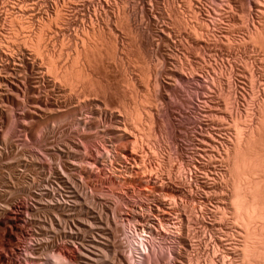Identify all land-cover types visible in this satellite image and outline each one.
Wrapping results in <instances>:
<instances>
[{
  "label": "rangeland",
  "instance_id": "374dc122",
  "mask_svg": "<svg viewBox=\"0 0 264 264\" xmlns=\"http://www.w3.org/2000/svg\"><path fill=\"white\" fill-rule=\"evenodd\" d=\"M109 1L0 0V264H264V0Z\"/></svg>",
  "mask_w": 264,
  "mask_h": 264
},
{
  "label": "bare ground",
  "instance_id": "6f19581e",
  "mask_svg": "<svg viewBox=\"0 0 264 264\" xmlns=\"http://www.w3.org/2000/svg\"><path fill=\"white\" fill-rule=\"evenodd\" d=\"M105 1V5L106 6H108V7H111V5H112V3H111V1H109V0H104ZM72 2V1H71ZM33 4V3H32ZM79 4V3H78ZM117 4V3H116ZM103 6V5H102ZM101 7V6H100ZM113 7V6H112ZM111 7V8H112ZM153 8H154V6H153ZM96 9V8H95ZM105 9V8H104ZM98 10V9H97ZM100 10V9H99ZM108 10V9H107ZM42 11V10H41ZM261 12V11H260ZM35 13V12H34ZM45 13V12H44ZM62 13H64V12H62ZM39 14V13H38ZM41 15V14H40ZM130 15V14H129ZM42 18H44L43 17V15H42ZM138 19V18H137ZM158 19V18H157ZM12 20V19H11ZM27 22V21H26ZM46 25V24H45ZM208 27V26H207ZM2 32V31H1ZM7 32V31H6ZM46 34V33H45ZM159 35V34H158ZM261 35H262V33H261ZM43 37V36H42ZM171 37V36H170ZM262 37V42H264V35H262L261 36ZM260 37V38H261ZM41 38V37H40ZM162 38V37H161ZM259 38V37H258ZM28 39V38H27ZM32 39V38H31ZM46 39V38H45ZM26 40V39H25ZM24 40V41H25ZM40 40V39H39ZM42 40V39H41ZM15 41V40H14ZM259 41V40H258ZM40 42H38V45L40 46V44H39ZM26 44V43H25ZM46 44V43H45ZM263 44V43H262ZM25 46V45H24ZM38 46V47H39ZM44 47H45V45H44ZM40 48V47H39ZM38 48V49H39ZM4 49V48H3ZM41 50V49H40ZM6 51V50H5ZM39 51V50H38ZM42 52V51H41ZM40 52V53H41ZM40 55V54H39ZM7 56V55H6ZM13 57V56H12ZM21 58V57H20ZM180 58V57H179ZM35 60V59H34ZM24 62V61H23ZM17 63V62H16ZM1 64V63H0ZM5 64V63H4ZM22 64V63H21ZM36 65V64H35ZM42 65V64H41ZM23 66V65H22ZM39 66V65H38ZM157 66V65H156ZM161 66V65H160ZM16 68V67H15ZM33 68H34V65H33ZM13 69V68H12ZM37 69V68H36ZM8 70V69H7ZM2 71V70H1ZM0 71V72H1ZM37 71V70H36ZM82 71V70H81ZM83 71H85V70H83ZM17 72V71H16ZM39 73L41 72V73H43V70H39L38 71ZM37 72V73H38ZM7 73H9V72H7ZM86 73V72H85ZM10 74V73H9ZM17 74V73H16ZM24 74V73H23ZM33 75V74H32ZM45 76H46V74H44ZM8 76V75H7ZM13 76H14V74H13ZM43 76V75H42ZM44 76V77H45ZM87 76V75H86ZM36 77H38V76H36ZM39 77H41V76H39ZM42 78V77H41ZM48 78V77H47ZM78 78H80V77H78ZM86 78H88V77H86ZM151 78V77H150ZM38 79V78H37ZM49 79V78H48ZM58 79V78H57ZM158 79V78H157ZM46 79L44 78V81H45ZM61 80V79H60ZM86 80V79H85ZM90 79H87V81H89ZM39 81H41V80H39ZM55 81V80H54ZM80 81H82V80H80ZM79 81V82H80ZM49 82H51V79H50V81ZM48 82V83H49ZM53 82V81H52ZM60 82V81H59ZM77 82V81H76ZM56 83V82H55ZM54 83V84H55ZM89 83V82H88ZM100 83V82H99ZM1 84V83H0ZM6 84V83H5ZM18 84V83H17ZM43 84H45L44 82H43ZM72 84V83H71ZM8 85V84H7ZM50 85V84H49ZM48 85V86H49ZM52 85H53V83H52ZM41 86V85H40ZM39 86V87H40ZM45 86V85H44ZM43 86V87H44ZM51 86V85H50ZM54 86V85H53ZM56 86H57V83H56ZM59 86V85H58ZM57 86V87H58ZM85 86V85H84ZM1 87V86H0ZM47 87V86H46ZM60 87H61V85H60ZM59 87V88H60ZM77 87V86H76ZM75 87V88H76ZM2 89V88H1ZM6 89V88H5ZM22 89V88H21ZM47 89V88H46ZM53 90H55V88L53 87L52 88ZM63 89V88H62ZM88 89V88H87ZM97 89V88H96ZM102 89V88H101ZM23 90V89H22ZM40 90V89H39ZM57 90V89H56ZM100 90V89H99ZM1 91V90H0ZM52 91V90H51ZM59 91H60V89H59ZM10 92V91H9ZM2 93V92H1ZM14 93V92H13ZM24 94V93H23ZM159 94V93H158ZM17 95V94H16ZM19 95V94H18ZM94 96V95H93ZM38 97V96H37ZM60 97V96H59ZM64 97V96H63ZM98 97V96H97ZM1 98V97H0ZM70 98V97H69ZM90 99V98H89ZM3 100V99H2ZM152 102V101H151ZM159 102V101H158ZM262 103V102H261ZM4 104H6V103H4ZM69 106V105H68ZM139 106V105H138ZM150 106V105H149ZM227 106V105H226ZM262 106H264L263 104H262ZM83 107V106H82ZM81 107V108H82ZM261 107V106H260ZM42 108V107H41ZM70 108V107H69ZM109 108V107H108ZM139 108V107H138ZM14 109V108H13ZM63 109V108H62ZM65 109V108H64ZM101 109V108H100ZM160 109V108H159ZM261 109H263V108H261ZM12 110V109H11ZM29 110V109H28ZM31 110V109H30ZM46 111V110H45ZM82 111H83V109H82ZM109 111V110H108ZM153 111V110H152ZM33 112V111H32ZM48 112V111H47ZM80 112H81V110H80ZM91 112V111H90ZM94 112V111H93ZM149 112V111H148ZM157 112V111H156ZM7 113V112H6ZM23 113V112H22ZM120 113V112H119ZM123 113V112H122ZM138 113V112H137ZM261 113V112H260ZM36 114H38V113H36ZM69 114V113H68ZM89 114V113H88ZM121 114V113H120ZM263 114H264V112H263ZM79 115V114H78ZM84 115V114H83ZM205 115V114H204ZM85 116V115H84ZM88 116V115H87ZM86 116V117H87ZM92 116V115H91ZM101 116V115H100ZM141 116V115H140ZM152 116V115H151ZM83 117V116H82ZM93 117H95V116H93ZM139 117V116H138ZM208 117V116H207ZM89 118V117H88ZM91 118V117H90ZM97 118V117H96ZM98 118H99V116H98ZM97 118V119H98ZM140 118V117H139ZM138 118V119H139ZM79 119H82V118H79ZM78 119V120H79ZM86 119V118H85ZM84 119V121H86ZM141 119V121H142V118H140ZM99 120V119H98ZM262 120V119H261ZM31 121V120H30ZM73 121V120H72ZM88 121V120H87ZM86 121V122H87ZM95 121V120H94ZM23 122H24V120H23ZM86 122H83V123H85V124H88V123H86ZM89 122V121H88ZM93 122V121H92ZM260 123H261V121H259ZM264 122V121H263ZM28 123V122H27ZM90 123V122H89ZM135 123V122H134ZM138 123V122H137ZM141 123V122H140ZM209 123V122H208ZM95 124V123H94ZM100 125V124H99ZM154 125V124H153ZM58 126V125H57ZM81 126H82V124H81ZM115 126V125H114ZM143 126V125H142ZM257 126V125H256ZM259 126V125H258ZM262 127H260L261 129L264 127V125L262 124L261 125ZM84 127V126H83ZM86 127V126H85ZM97 127V126H96ZM119 127V126H118ZM152 127V126H151ZM150 127V128H151ZM129 128V127H128ZM127 128V129H128ZM139 128V127H138ZM149 128V129H150ZM96 129V128H95ZM148 129V130H149ZM204 129V128H203ZM46 130V129H45ZM122 130V129H121ZM125 130H126V128H125ZM145 130V129H144ZM151 130V129H150ZM258 130V129H257ZM262 130H264V129H262ZM127 131V130H126ZM125 131V133L126 134H128V132H126ZM253 131V130H252ZM259 131H261V130H259ZM258 131V132H259ZM130 132V131H129ZM140 132V131H139ZM151 132V131H150ZM251 132V131H250ZM99 134V133H98ZM136 134V133H135ZM119 135H121V134H118V136ZM129 135V134H128ZM244 135V134H243ZM89 136V135H88ZM241 136V137H240ZM238 135V141H237V144H236V146H235V149H234V158H235V165L237 166L238 165V167H239V165L240 166H242L243 168L244 167H246V166H248L247 164H248V162H249V165L251 166V164L250 163H252L253 162V160L255 159H251V158H249L250 160H252V162H250L249 160H248V156L250 157V152H248L247 151V149L249 148L247 145L248 144H251L250 142L252 141V140H254V139H258V137H260V138H262L263 139V137H264V135H263V133L262 132H259V134L258 133H250V135H248L247 137H246V139H245V143L243 144V143H241V140L243 139L242 138V135ZM256 136V137H255ZM263 136V137H262ZM82 137V136H81ZM143 137V136H142ZM158 137V136H157ZM126 138V137H125ZM137 138V137H136ZM147 138H148V136H147ZM241 138V139H240ZM256 139V140H257ZM130 140V139H129ZM159 140V139H158ZM264 140V139H263ZM75 141V140H74ZM135 141V140H134ZM148 141V140H147ZM262 141V140H261ZM260 141V142H261ZM64 142H66V141H64ZM130 142H132V141H130ZM222 141H220V143H221ZM259 142V143H260ZM254 144H256V141L255 142H253ZM263 143V142H262ZM125 144V143H124ZM123 144V145H124ZM135 144V143H134ZM127 145V144H126ZM137 145V144H136ZM130 146V145H129ZM245 146L246 147H248L246 150H245ZM258 146H259V144H258ZM257 146V147H258ZM105 147V146H104ZM134 147V146H133ZM255 147V146H254ZM253 146H252V148H254ZM257 147H255V148H257ZM260 147V146H259ZM258 147V148H259ZM130 148V147H129ZM229 148V147H228ZM264 148V147H263ZM249 149H251V148H249ZM206 150V149H205ZM224 150V149H223ZM228 150V149H227ZM253 150V149H252ZM257 151H258V149H256ZM261 150V149H260ZM251 151V150H250ZM263 151V150H262ZM107 152V151H106ZM252 152V151H251ZM254 152H256V151H254ZM261 152V151H260ZM259 152V153H260ZM264 152V151H263ZM228 153V152H227ZM247 153H249L248 154V156H247ZM258 153V152H257ZM253 154H255V153H253ZM260 154H262V152L260 153ZM260 154H258V155H260ZM264 154V153H263ZM258 155L256 156V159L258 158ZM89 156V155H88ZM203 156V155H202ZM260 156H262V155H260ZM251 157H253V156H251ZM223 158V157H222ZM262 158V157H261ZM261 158H258V159H261ZM222 160V159H221ZM228 160V159H227ZM255 161V160H254ZM257 161H259V160H257ZM261 161V160H260ZM262 161L264 162V159H262ZM263 162H260V163H262V165H264L263 164ZM257 163V162H256ZM256 163H255V166H256ZM259 163V162H258ZM253 164V163H252ZM250 166H248V169L250 168ZM257 166H258V164H257ZM261 166V165H260ZM260 166H258L259 168V171L261 172V168H260ZM237 167V169H239ZM253 167V166H252ZM247 168V167H246ZM255 168V167H254ZM247 169V170H248ZM255 169H257V167L255 168ZM254 169V170H255ZM257 169V170H258ZM262 169H263V167H262ZM182 170V169H181ZM240 170H241V168H240ZM246 170V169H245ZM234 171H235V169H234ZM243 171H244V169H243ZM252 171V170H251ZM263 171H264V169H263ZM238 172V171H237ZM240 172H242V171H240ZM255 172V171H254ZM253 172V173H254ZM258 172V171H257ZM244 173V172H243ZM246 173H248V171L246 172ZM245 173V174H246ZM253 173L251 174L253 177H254V175H253ZM264 173V172H263ZM263 173H260L259 175H263L264 176V174ZM232 174H233V172H232ZM240 174V173H239ZM238 174V176H240ZM249 174H250V170H249ZM255 174H257L256 172H255ZM243 175V174H242ZM251 175H245V180L247 181V183H246V187H245V192L244 191H242V192H240V185H239V187H238V191L236 192V199H234L235 200V202H232V203H236V207L238 208V209H240L239 211L242 213V219L244 220V224H245V226H246V228L248 227L249 228V224H250V222L252 223V220H253V218H254V221L256 220V219H258V217H259V219L261 218L262 220H264V177H261L259 180H252L251 181V179H252V177H251V179L249 178V177H247V176H251ZM261 175V176H262ZM171 176V175H170ZM203 176V175H202ZM244 177V176H243ZM258 177H260V176H258ZM257 177V178H258ZM247 178H249V179H247ZM254 179H256V178H254ZM215 180V179H214ZM57 183V182H56ZM259 183H260V185H259ZM214 184V183H213ZM263 184V185H262ZM59 185V184H58ZM242 186V185H241ZM263 186V187H262ZM76 187V186H75ZM242 188V187H241ZM236 190V189H235ZM13 192V191H12ZM79 192V191H78ZM83 192V191H82ZM208 193V192H207ZM83 194V193H82ZM212 194V193H211ZM165 197V196H164ZM14 199V198H13ZM63 203V202H62ZM40 207V206H39ZM58 207V206H57ZM184 207V206H183ZM3 207H1V209H2ZM3 209H6V208H3ZM14 209V208H13ZM20 209V208H19ZM15 210V209H14ZM33 210V209H32ZM64 210V209H63ZM186 210V209H185ZM238 211V212H239ZM2 212H3V210H2ZM2 212H0V214L2 213ZM29 212V211H28ZM77 212V211H76ZM122 212V211H121ZM239 212V213H240ZM19 213V212H18ZM75 213V212H74ZM239 215V214H238ZM237 215V216H238ZM16 217V216H15ZM241 217V216H240ZM239 217V218H240ZM255 217H257L256 219H255ZM183 218V217H182ZM38 219V218H37ZM258 219V220H259ZM239 220V219H238ZM242 220V221H243ZM261 220V221H262ZM83 221V220H82ZM29 222V221H28ZM241 222V221H240ZM256 222V221H255ZM259 222H260V220H259ZM32 223V222H31ZM86 223V222H85ZM92 224V223H91ZM131 224H132V222H131ZM52 225V224H51ZM254 225V224H253ZM252 225V226H253ZM259 225V224H258ZM263 225H264V223H263ZM262 225V226H263ZM252 226H250V227H252ZM256 226V225H255ZM91 227V226H90ZM93 227V226H92ZM104 228V227H103ZM246 229L247 231L249 230V229ZM256 228V227H255ZM44 229V228H43ZM84 229V228H83ZM182 229V228H181ZM253 229V228H252ZM264 229V228H263ZM263 229L262 230H260L261 232L260 233H262L261 234V236H263V239H261L260 237V239L259 238H257V239H259L260 240V242H254V243H248V241L246 242V244H245V248H243V249H245V251L246 252H244L245 253V255L246 254H253V256H254V254H257L256 256H259L260 255V261H259V263H261V258L263 257V259H264V241H262V240H264V233H263ZM114 231V230H113ZM252 231H254V230H252ZM255 231H256V229H255ZM254 231V232H255ZM87 232V231H86ZM118 232V231H117ZM254 232H251V233H253L254 234ZM91 233V232H90ZM115 233V232H114ZM248 233V232H247ZM256 233H257V231H256ZM249 234V233H248ZM258 234V233H257ZM256 234V235H257ZM57 235V234H56ZM249 236L251 237V236H253V235H251V234H249ZM259 236V235H258ZM257 236V237H258ZM108 237V236H107ZM106 237V238H107ZM246 239V238H245ZM250 239V238H249ZM110 240V239H109ZM114 240H115V238H114ZM258 240V241H259ZM39 241V240H38ZM47 241V240H46ZM49 241V240H48ZM69 241V240H68ZM108 241V240H107ZM245 241V240H244ZM113 242V241H112ZM120 242V241H119ZM249 242H250V240H249ZM259 243H262V244H259ZM108 244V243H107ZM42 245V244H41ZM109 245V244H108ZM111 245V244H110ZM115 245V244H114ZM118 245V244H117ZM56 246V245H55ZM84 246V245H83ZM116 246V245H115ZM219 246V245H218ZM43 247V246H42ZM54 247V246H53ZM98 248V247H97ZM37 249V248H36ZM55 249V248H54ZM96 249V248H95ZM101 249V248H100ZM102 250V249H101ZM143 250V249H142ZM141 250V251H142ZM155 250V249H154ZM235 251V250H234ZM102 252V251H101ZM105 252H106V250H105ZM114 252H116V251H114ZM107 253V252H106ZM229 253V252H228ZM243 253V254H244ZM83 255H84V253H82ZM116 254V253H115ZM32 255V254H31ZM108 255V254H107ZM215 255V254H214ZM227 255V254H226ZM248 255H246V257H248ZM262 255V256H261ZM112 256V255H111ZM154 256V255H153ZM39 257V256H38ZM108 257V256H107ZM245 257V258H246ZM191 258V257H190ZM225 258V257H224ZM231 258V257H230ZM249 258H251V257H249ZM253 258V257H252ZM251 258V259H252ZM256 258H258V257H256ZM108 259V258H107ZM254 259H255V257H254ZM262 259V260H263ZM104 260V259H103ZM111 260V259H110ZM253 260V259H252ZM257 259H255V261H256ZM259 260V259H258ZM257 260V261H258ZM79 261V260H78ZM81 261V260H80ZM123 261V260H122ZM201 261V260H200ZM244 261V260H243ZM251 261V260H250ZM255 261H253V262H255ZM114 262V261H113ZM124 262V261H123ZM126 262V261H125ZM194 262V261H193ZM121 263V262H120ZM159 263V262H158ZM197 263V262H196ZM79 264V263H78ZM122 264V263H121ZM251 264V263H250ZM254 264V263H253Z\"/></svg>",
  "mask_w": 264,
  "mask_h": 264
},
{
  "label": "built area",
  "instance_id": "2783aa9c",
  "mask_svg": "<svg viewBox=\"0 0 264 264\" xmlns=\"http://www.w3.org/2000/svg\"><path fill=\"white\" fill-rule=\"evenodd\" d=\"M136 153L130 152V155H135ZM129 171H133L132 165L128 166ZM142 180L146 183L144 186L145 191L160 192V169L158 171H151L147 174H144Z\"/></svg>",
  "mask_w": 264,
  "mask_h": 264
}]
</instances>
